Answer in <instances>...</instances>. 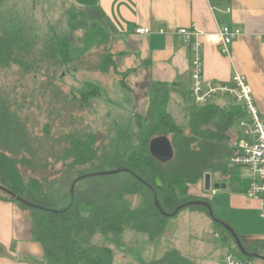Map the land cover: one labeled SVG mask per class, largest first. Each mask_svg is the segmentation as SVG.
Here are the masks:
<instances>
[{"label": "trees", "instance_id": "trees-1", "mask_svg": "<svg viewBox=\"0 0 264 264\" xmlns=\"http://www.w3.org/2000/svg\"><path fill=\"white\" fill-rule=\"evenodd\" d=\"M99 12L102 15L100 10ZM50 31L49 37L42 42L40 51L34 49L29 35L19 30L1 33L0 69L11 66L19 74V79L25 78L26 74L34 77L37 71H43L47 77L54 76V69L72 60L68 37L52 29ZM110 57L109 54L105 56L106 66L111 64ZM80 59L81 57L77 58V61ZM116 74L123 77L125 72ZM120 82L125 85L122 78ZM158 84L155 83L151 88L147 113L136 116L137 129L132 136L133 141L127 142L120 150L104 154L101 159V164L126 170L115 173L113 183L96 180L92 182L94 184L77 192L73 185L71 202L62 209H54L47 202L42 183L63 175L56 172L55 166L48 163L47 159H41L38 152L36 144L42 146L39 143L46 138L48 125H43L45 135L27 133L18 114L20 108H25L28 104L29 86H24L20 94L14 91V87L8 93L0 91V155L9 158L23 179V174L17 167L18 160L9 157L4 149L24 150L25 154L22 152L20 162L26 165L29 173L34 174L26 182L23 181L19 189L10 186L0 176V186L6 187L22 200L1 189L0 198L15 200L21 207L29 210L32 236L43 248L45 264H103L97 253L99 246L92 245L89 241V237L96 231L120 233L129 229L145 233L151 243L156 242L163 235L170 217L160 212L155 198L160 208L167 213L174 212L181 204L191 200H203L210 204L208 199L188 193L189 185L203 180L206 173L211 175L214 182L225 183L234 178L238 180L240 187L246 188V180L238 176V167L230 163L240 138L235 124L245 117L241 105L228 95H217L210 102L199 105L193 101L189 91L183 99L184 123L179 124L167 110V92H160ZM98 94L97 83L84 81L80 88L72 91L71 98L83 105ZM162 135L168 138L172 146V155L167 159L157 158L149 150V141ZM77 137L69 135L65 138L70 146L63 149L64 156L72 157L67 163L70 164L67 165L68 169L86 161L81 151L84 143ZM53 140L54 145L59 141L57 138ZM87 146L90 154L86 159L90 160L94 151L90 144ZM37 173H43L41 179L36 178ZM83 176L80 173L73 182L76 184L77 179ZM134 196H137L136 204H133ZM184 208L200 210L209 216L207 207L193 204L182 207L171 217L178 215ZM210 218L215 229L227 235L234 243L233 236L226 228ZM243 256L245 262L251 257ZM159 262L194 264L176 249L167 250Z\"/></svg>", "mask_w": 264, "mask_h": 264}, {"label": "crops", "instance_id": "crops-1", "mask_svg": "<svg viewBox=\"0 0 264 264\" xmlns=\"http://www.w3.org/2000/svg\"><path fill=\"white\" fill-rule=\"evenodd\" d=\"M95 4L110 25L109 35L114 37L107 53L114 73L125 72L123 77L119 75V80L122 78L125 84L122 85L135 92L138 106V111H133L135 121L137 115L147 113L155 83H159L160 92H167L168 112L172 102L183 106L184 95L190 91L192 52L177 31L193 24L202 32L204 78L229 84L235 73L245 76L264 122V0H96ZM224 26L241 31L228 45V53L220 50L221 40L217 35ZM138 27L149 28V32L136 33ZM8 184L18 189L23 182L18 177L17 183ZM240 189L205 190L203 185L206 194H192L189 188L188 193L208 199L223 211H237V217L224 215L222 210L220 215H214L227 221L239 235L251 255L246 264H264L262 203L248 197L246 188ZM219 193L222 196L218 197ZM211 196L217 197L216 200H211ZM185 211L168 221L159 240L149 241L146 258L135 254L131 261L117 264H160L158 260L169 249H176L194 264H224V257L232 248L240 252L236 242L232 243L227 235L215 229L206 213ZM205 215L209 220H205ZM193 229L200 237L193 239ZM204 232L211 237L203 238ZM99 251L103 252L100 257L103 264V260L114 264L108 247L103 246ZM0 264H45L43 248L32 236L29 210L15 200L3 198H0Z\"/></svg>", "mask_w": 264, "mask_h": 264}, {"label": "rangeland", "instance_id": "rangeland-1", "mask_svg": "<svg viewBox=\"0 0 264 264\" xmlns=\"http://www.w3.org/2000/svg\"><path fill=\"white\" fill-rule=\"evenodd\" d=\"M95 3L96 0H0V34L5 31L19 30L29 35L36 51H40V46L49 37L51 29L65 34L69 39V53L72 61L54 69V76L47 77L43 71H37L34 77L26 74L25 78L19 79V74L14 72L11 66L0 69L1 92L8 93L9 89L14 87V91L20 94L24 86H29L28 104L25 108H20L18 112L25 131L33 135H45L43 125H48V134L39 143L42 146L36 145L41 159L45 161L47 159L48 163L55 166L56 172L63 173L56 179L42 181L47 202L54 209H62L70 204L73 185L77 192L81 188L94 184L92 182L96 180L102 183H113L115 173L103 175L94 173L114 170L112 165L101 164L103 155L120 150L127 142L133 141L132 136L137 129L133 116V111H138L136 99L134 100L135 92L120 84L121 76L114 73L112 64L108 63L106 66L104 63L105 56L112 48L114 37L109 35L110 25L100 15ZM79 57L81 59L77 61ZM84 81L97 83L99 94L88 103L79 105L78 101L72 100L71 94L72 91L80 88ZM220 105L223 106L222 103ZM169 112L177 123H184L181 105L172 102L169 105ZM69 135L78 136L77 138L83 141L84 146L81 147V151L86 161L68 169L67 165L70 166V164L67 163L72 160V157L64 156L63 149L70 146L68 140L65 139ZM54 138L59 140L56 145L53 142ZM86 144H90L94 151L93 158L90 160L86 159L90 154ZM4 152L9 157L18 160L17 167L23 174L22 179L9 158L0 155V176L8 181L6 183H11V181L17 183L18 177L22 182H26L34 175L26 170L23 162H20L19 158L25 154L24 150L12 151L7 148ZM80 173L84 176L77 179L75 184L73 179L77 178ZM248 173L246 168H238V176L241 179L246 178ZM42 174L37 173L36 178L41 179ZM211 181L214 182L212 177ZM224 188L241 190L238 180L234 178L226 180ZM211 190H214L212 185ZM189 192L204 193L203 180L198 184H191ZM219 196L222 195L219 193ZM216 198L211 196L213 201ZM136 203L137 196H134L133 204ZM210 205L214 210L213 214L220 215L222 209L213 204ZM185 210L187 208L182 209L178 215L186 212ZM222 213L234 217L238 214L235 210H222ZM173 218L170 217L169 220ZM205 220H209L207 215H205ZM234 222L236 224L235 220ZM192 234L193 239L200 237L196 229H193ZM205 235V232L202 233L203 238L211 237L208 232L207 236ZM89 241L92 245L100 247L98 255L101 258L103 252L99 250L103 246L108 247L112 253V260H115L114 264L127 263L135 254L146 258L149 250L148 236L129 229H124L120 233L96 231L89 237ZM230 251L244 259L243 254L237 248H232ZM103 261L107 264V260Z\"/></svg>", "mask_w": 264, "mask_h": 264}, {"label": "built area", "instance_id": "built-area-1", "mask_svg": "<svg viewBox=\"0 0 264 264\" xmlns=\"http://www.w3.org/2000/svg\"><path fill=\"white\" fill-rule=\"evenodd\" d=\"M136 33H148L149 28L138 27ZM183 41L190 46L192 57L190 65V95L199 105L210 102L217 95H228L245 111V117L237 120L240 138L230 163L248 170L244 180L247 182L245 194L262 203L261 216L264 218V122L254 104L245 76L235 73L231 83L206 80L203 74L202 42L199 31L193 24L177 31ZM241 33L238 28L221 27L217 35L221 40L220 50L228 53V45ZM224 264H246L232 253L224 257Z\"/></svg>", "mask_w": 264, "mask_h": 264}, {"label": "water", "instance_id": "water-1", "mask_svg": "<svg viewBox=\"0 0 264 264\" xmlns=\"http://www.w3.org/2000/svg\"><path fill=\"white\" fill-rule=\"evenodd\" d=\"M149 150L150 152L152 153L153 156L157 157V158H160V159H167L169 158L171 155H172V146L168 140V138L164 135L162 136H157V137H154L152 138L150 141H149ZM126 169H123V168H119V169H114V170H111L109 172H100V173H94L96 175H103V174H107V173H117V172H120V171H125ZM94 174H90V175H94ZM211 175L209 173H206L204 174L203 176V185H204V189L205 190H210L211 189V185L213 186V188H224L225 187V183L223 182H213L211 183ZM0 189L7 192L8 194H10L12 197L18 199V200H22L20 199L18 196H16L13 192H11L9 189H7L6 187L4 186H0ZM155 204L156 206L158 207V209L160 210V212L164 215V216H168V217H171L173 216L174 214L177 213V211L179 209H181L182 207H185L187 205H193V204H196V205H203L205 207H207L208 211H209V216L212 217L216 222H218L219 224L223 225L224 228H226V230L233 236L236 244H237V247L239 248L240 252L246 256H249L250 254L248 253V251H246L238 237V235L236 234V232L234 231V229L228 225L226 222L216 218L213 214V211H212V208H211V205L206 202V201H203V200H191V201H188V202H185L183 204H181L174 212L172 213H167V212H164L160 206L158 205V202L155 198ZM259 256V255H258Z\"/></svg>", "mask_w": 264, "mask_h": 264}]
</instances>
